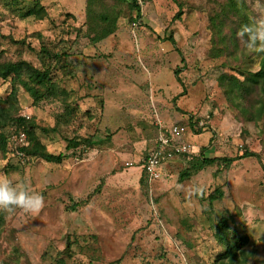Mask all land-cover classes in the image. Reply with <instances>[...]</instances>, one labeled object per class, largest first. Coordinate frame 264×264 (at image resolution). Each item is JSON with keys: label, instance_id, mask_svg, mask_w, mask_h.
Listing matches in <instances>:
<instances>
[{"label": "rangeland", "instance_id": "rangeland-1", "mask_svg": "<svg viewBox=\"0 0 264 264\" xmlns=\"http://www.w3.org/2000/svg\"><path fill=\"white\" fill-rule=\"evenodd\" d=\"M138 1L141 17L129 1L0 0L6 58L48 64L47 45L61 54L54 75L67 93L35 103L17 85V106L4 105L16 107L17 117L29 114L46 150L66 157L22 162L0 148V174L29 182L45 200L38 215L2 213L0 264H223L237 242L242 264H264V111L259 105L256 118L246 119L221 83L225 74L243 79L239 67L258 70L264 52L244 35L232 42L228 25H212L226 0ZM38 3L42 18L27 15ZM243 4L250 24L264 17V0ZM13 78H0V100L12 94ZM158 118L187 124L182 139L193 151L176 153L163 177L146 184ZM190 118L200 124L192 127ZM77 138L93 145L69 149ZM246 150L262 163L247 157L179 179L197 170L199 156ZM217 188L224 197L211 204Z\"/></svg>", "mask_w": 264, "mask_h": 264}, {"label": "trees", "instance_id": "trees-1", "mask_svg": "<svg viewBox=\"0 0 264 264\" xmlns=\"http://www.w3.org/2000/svg\"><path fill=\"white\" fill-rule=\"evenodd\" d=\"M119 1H129L131 7L138 12V17H141V6L138 0H119ZM245 5L243 0H226L224 4L221 5V11L217 12L211 17L212 25L217 28L225 27L228 25L231 29V41H239L237 35L238 31L244 25L250 24L249 16L244 9ZM44 11L45 7L41 4H37L36 8L30 9L27 15H36L39 18H42L39 10ZM228 21H237V26H231L228 24ZM112 31L108 30L104 32V35L110 34ZM245 38H248L247 35H244ZM41 53L47 54L49 57V63H42L41 65H35L31 61L20 58L17 60H11L6 58L4 51L0 49V78L4 80L11 79L12 76L14 82V89L12 94L7 100H0V120L2 125V130L0 131V148L4 154H13V145L12 138L15 134L20 132H25L28 137V146L24 147L23 150L26 155L30 158H42L47 162L60 164L65 159V154H53L46 150L44 145L40 142L38 136L35 134L36 124L33 120L21 118L15 116L14 112L16 107L14 106H4L7 103H13L17 106V94L18 87L21 85L29 92L34 98L35 103H39L43 99H59L67 95L65 89L60 85L59 81L54 75V70H58L57 61L61 60V54L51 51L47 48V45H43ZM238 72L244 78H240L234 74L223 75L221 77V83L225 86V89L230 95V97L235 101L238 107L241 109L243 115L248 120H254L256 118V108L261 105L264 111V54L262 56L258 70H244L238 68ZM178 76V73L176 72ZM12 110L14 112L12 113ZM70 113V110H67ZM182 125H187L185 123H179ZM196 124H200L198 120H193L190 118L189 125L196 127ZM12 127L9 131L6 128ZM204 128L199 126L198 130L201 131ZM197 130V128H196ZM68 148L78 147L82 144L92 146L93 143L90 139L85 138L78 140L69 139ZM188 154V153H187ZM197 157V156H195ZM255 157L259 159L262 163L260 154L246 150L242 155H239L234 158L230 157H214L207 158L199 156V166L197 170H185L180 174V181L189 179L193 173L198 170L219 165L224 168H229L234 161L239 159ZM28 159V160H29ZM27 160V161H28ZM264 167V166H263ZM145 173V171H144ZM144 182L149 184L148 176L145 173ZM224 197V191L222 188H217L211 192L208 196L210 203L221 200ZM91 198L89 196L88 200ZM86 204V201H81L75 204L73 209H77ZM4 215L0 213V222L2 223ZM226 236H219L220 239H224ZM241 248V243L237 242L235 245H230L226 253L219 259L223 264H242L246 258L245 255H240L238 252ZM246 261V260H245ZM59 264H65L64 260H61Z\"/></svg>", "mask_w": 264, "mask_h": 264}, {"label": "built area", "instance_id": "built-area-1", "mask_svg": "<svg viewBox=\"0 0 264 264\" xmlns=\"http://www.w3.org/2000/svg\"><path fill=\"white\" fill-rule=\"evenodd\" d=\"M24 117L30 119L31 116L24 114ZM156 124L159 132L155 147L151 150L143 165L150 183L158 182L163 177L164 164L173 159L176 153L187 154L193 151L192 145L182 139L189 131L187 125L175 124L170 126L159 118ZM28 144V137L25 132L17 133L12 138L13 154L22 162L29 159L23 150Z\"/></svg>", "mask_w": 264, "mask_h": 264}, {"label": "clouds", "instance_id": "clouds-1", "mask_svg": "<svg viewBox=\"0 0 264 264\" xmlns=\"http://www.w3.org/2000/svg\"><path fill=\"white\" fill-rule=\"evenodd\" d=\"M237 35H247L249 47L256 45L257 53L264 52V17L242 26ZM44 206L43 194L33 190L29 182L0 174V213L10 215L19 209L25 214L38 215Z\"/></svg>", "mask_w": 264, "mask_h": 264}, {"label": "crops", "instance_id": "crops-1", "mask_svg": "<svg viewBox=\"0 0 264 264\" xmlns=\"http://www.w3.org/2000/svg\"><path fill=\"white\" fill-rule=\"evenodd\" d=\"M165 165H166V163H165ZM165 165H164V166H165Z\"/></svg>", "mask_w": 264, "mask_h": 264}]
</instances>
